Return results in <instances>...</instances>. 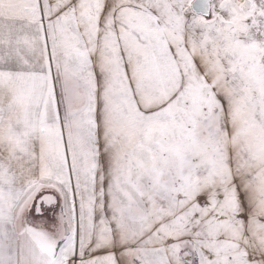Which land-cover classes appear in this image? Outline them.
Returning a JSON list of instances; mask_svg holds the SVG:
<instances>
[{
	"label": "snow or ice",
	"instance_id": "obj_1",
	"mask_svg": "<svg viewBox=\"0 0 264 264\" xmlns=\"http://www.w3.org/2000/svg\"><path fill=\"white\" fill-rule=\"evenodd\" d=\"M0 264H264V0H0Z\"/></svg>",
	"mask_w": 264,
	"mask_h": 264
}]
</instances>
